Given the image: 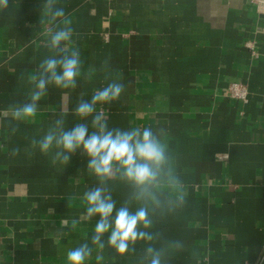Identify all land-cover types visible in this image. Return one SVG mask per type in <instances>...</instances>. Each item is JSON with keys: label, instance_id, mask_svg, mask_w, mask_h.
Listing matches in <instances>:
<instances>
[{"label": "crops", "instance_id": "obj_1", "mask_svg": "<svg viewBox=\"0 0 264 264\" xmlns=\"http://www.w3.org/2000/svg\"><path fill=\"white\" fill-rule=\"evenodd\" d=\"M42 2L0 6V264H68V250L91 246L99 217L82 219L80 197L100 184L87 158L77 153L68 165L53 164L52 153L31 141L62 112L66 129L83 122L73 113L77 101L112 81L125 91L97 111L109 127L147 126L160 135L183 188L180 206L163 187L160 206L149 204L153 224L146 231L163 252L162 264H264V14L255 3L58 0L54 7L73 28L66 50H79L81 76L74 89L49 86L34 117L13 121L9 108L27 100L30 77L52 54L47 29L60 23L50 22ZM232 81L246 85V101L229 96ZM103 186L117 208L127 203L135 212L142 204L119 174ZM103 239L102 253L94 249L87 264H97V254L101 264H149L148 242L120 256L107 234Z\"/></svg>", "mask_w": 264, "mask_h": 264}, {"label": "clouds", "instance_id": "obj_2", "mask_svg": "<svg viewBox=\"0 0 264 264\" xmlns=\"http://www.w3.org/2000/svg\"><path fill=\"white\" fill-rule=\"evenodd\" d=\"M58 0H43L41 9L50 22L60 21L47 29V45L51 55L42 59L37 74L30 77L34 84L27 100L22 104L10 106L9 113L13 121H26L34 117L39 101L47 93L49 86L56 89H74L82 73L80 52L76 48L67 51L72 42L73 28L71 20L62 7H54ZM0 6H7V0H0ZM93 69H89L91 75ZM125 91V84L119 81L109 82L97 89L90 100L79 99L73 113L80 121L71 128H65V115L62 112L54 124L39 140L31 141L34 148L42 154L52 153V163L68 165L74 155L79 153L87 158L86 168L95 176L100 186L87 189L80 199L86 205L82 219L99 217L95 223L94 234L89 243H82L66 253L68 264H87L93 250L102 253L105 248L104 237L107 234V246L116 254H128L130 246L137 241H146L149 264H162L163 252L152 246L154 236L146 231L152 227L149 204L160 206L157 189L163 187L175 200L177 206L184 202V193L179 177L170 163L168 145L151 127L122 129L109 127L108 118L103 111H97V105L112 104L118 101ZM91 117L89 127L88 118ZM15 129H13L14 131ZM163 133V129L160 130ZM12 149V155L19 153ZM119 174L135 191L133 198L142 204L135 212L130 211L127 203L119 208L111 193L103 186L108 179ZM66 223V222H65ZM79 221L73 219L71 227L76 229ZM176 247H182L177 241ZM101 264L103 256H95Z\"/></svg>", "mask_w": 264, "mask_h": 264}, {"label": "built area", "instance_id": "obj_3", "mask_svg": "<svg viewBox=\"0 0 264 264\" xmlns=\"http://www.w3.org/2000/svg\"><path fill=\"white\" fill-rule=\"evenodd\" d=\"M255 3L256 10L260 14H264V0H252ZM246 45L252 50V53L255 54L253 50L252 42H246ZM228 93L229 96L233 98H238L243 101L247 100V88L246 85L239 81H232L228 84Z\"/></svg>", "mask_w": 264, "mask_h": 264}]
</instances>
